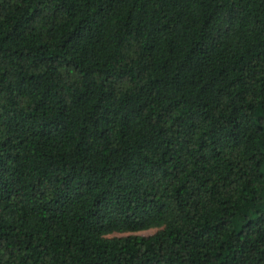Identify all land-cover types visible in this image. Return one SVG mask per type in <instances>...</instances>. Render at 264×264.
<instances>
[{
	"label": "trees",
	"instance_id": "1",
	"mask_svg": "<svg viewBox=\"0 0 264 264\" xmlns=\"http://www.w3.org/2000/svg\"><path fill=\"white\" fill-rule=\"evenodd\" d=\"M0 264H264V0H0Z\"/></svg>",
	"mask_w": 264,
	"mask_h": 264
},
{
	"label": "rangeland",
	"instance_id": "2",
	"mask_svg": "<svg viewBox=\"0 0 264 264\" xmlns=\"http://www.w3.org/2000/svg\"><path fill=\"white\" fill-rule=\"evenodd\" d=\"M157 230H158L157 228H151L148 230L138 231L136 233L140 234V235H151V234L155 233Z\"/></svg>",
	"mask_w": 264,
	"mask_h": 264
}]
</instances>
